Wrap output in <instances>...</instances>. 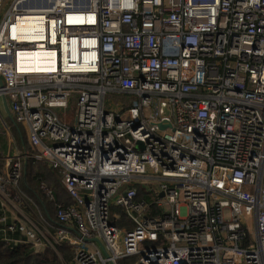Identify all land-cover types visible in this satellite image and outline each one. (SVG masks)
Instances as JSON below:
<instances>
[{"label": "built area", "instance_id": "built-area-1", "mask_svg": "<svg viewBox=\"0 0 264 264\" xmlns=\"http://www.w3.org/2000/svg\"><path fill=\"white\" fill-rule=\"evenodd\" d=\"M39 49L57 68L19 69ZM0 100L33 147L0 169L9 244L56 264H264V0H0ZM27 160L68 204L23 191Z\"/></svg>", "mask_w": 264, "mask_h": 264}, {"label": "trees", "instance_id": "trees-1", "mask_svg": "<svg viewBox=\"0 0 264 264\" xmlns=\"http://www.w3.org/2000/svg\"><path fill=\"white\" fill-rule=\"evenodd\" d=\"M15 126L13 125V128ZM15 130L18 134L20 132L18 126ZM28 141V140H27ZM22 139L23 149L25 151L31 150V146L28 142ZM37 163L33 160H27L23 163V171L21 178V186L23 191L34 197L38 202L44 203L46 197V189L49 187L54 188L57 193V202L68 204L69 199L64 194H59L62 190L59 186V178L57 174L53 175V181L49 179L50 169L44 171H38ZM52 175V174H51ZM45 182L46 187H42V183ZM45 205V204H44ZM3 213L2 206L0 205V215ZM3 225L0 224V264H56L57 256L51 249L37 252L31 244L18 243L9 244L3 238L2 233Z\"/></svg>", "mask_w": 264, "mask_h": 264}, {"label": "rangeland", "instance_id": "rangeland-1", "mask_svg": "<svg viewBox=\"0 0 264 264\" xmlns=\"http://www.w3.org/2000/svg\"><path fill=\"white\" fill-rule=\"evenodd\" d=\"M107 102L108 103H111V99L110 98H107ZM109 105H111V104H109ZM73 107H74V104L72 105V108ZM0 108L2 109V113H3L4 112V107H1V104H0ZM72 108L70 107L69 109H57V111L60 112V113L61 112L62 113H65L66 112V114L65 115H62V116L64 118H69V113H71V109ZM16 125L18 127H20V129H21L20 130L21 136H20V134H17L15 132V128H13V125L9 129V131H8V133H10L9 136L7 135V133H5V131L7 130V128L5 126L4 127L3 126L2 127L0 126V156H1V158H0V169H2V170L6 169L7 160H6V158H3L2 157L3 154L1 153V150L2 151L3 150H6L7 151V149H9V150L11 149L12 153L14 152V153H16V155H19V156H21L22 155V152H24L23 149L20 147V145H21V142H22L21 140L22 139L25 140V141H27V136L28 135H27V133H25L26 128L22 127V125H20V124L19 125L16 124ZM27 131H28V134H29V129L28 128H27ZM14 132H15V135H14ZM31 150L29 149L28 152H30ZM11 155H12L11 153H9L8 155L5 154V156H7V157L8 156H11ZM46 168L47 167H45V169ZM21 178H22V175H21ZM61 194H63V193H61ZM133 260H134V258H130L124 264H128L130 262L132 263Z\"/></svg>", "mask_w": 264, "mask_h": 264}, {"label": "bare ground", "instance_id": "bare-ground-1", "mask_svg": "<svg viewBox=\"0 0 264 264\" xmlns=\"http://www.w3.org/2000/svg\"><path fill=\"white\" fill-rule=\"evenodd\" d=\"M19 69L31 72H48L57 68L55 52H47L39 49L34 52H23L19 54Z\"/></svg>", "mask_w": 264, "mask_h": 264}, {"label": "crops", "instance_id": "crops-1", "mask_svg": "<svg viewBox=\"0 0 264 264\" xmlns=\"http://www.w3.org/2000/svg\"><path fill=\"white\" fill-rule=\"evenodd\" d=\"M0 103H2V100H0ZM76 103V101L75 100H73V104H75ZM2 107V106H1ZM71 108H72V106H70ZM69 107V108H70ZM68 108V109H69ZM76 107H73L72 109H71V113H69V115H72V114H74L75 112H76ZM0 112H1V114H2V118L4 119V121H5V123L6 124H4V123H2V121H1V118H0V126L2 127H4L5 125L7 126V130L5 131V133H7V135L9 136V134L10 133H8V131H9V129L12 127V125H14L15 127V130L17 129V125L14 123V115L11 113H9L8 112V110L5 108L4 109V112L2 113V109H0ZM66 114V112L65 113H63V115H65ZM71 117V116H70ZM70 119V118H69ZM22 127H24V128H26V131H25V133H27V135H28V131H27V126H24V125H22ZM19 128V127H18ZM19 130H21L20 128H19ZM16 132V131H15ZM15 132H14V135H15ZM18 134H20V136H21V133L19 132ZM22 138V137H21ZM27 140H28V144L31 146V144H30V141H29V138H28V136H27ZM22 141V140H21ZM23 146L24 145H22V142H21V145H20V147L23 149ZM33 147L31 146V149H32ZM23 151H25L24 149H23ZM12 151H11V149L9 150V149H7V151L6 150H1V153L3 154V158H5V154L6 155H8L9 153H11ZM0 158H1V156H0ZM37 170L38 171H41L42 172V170L44 171V169H45V167L42 169V168H39V163H37ZM48 168H46V170H47ZM50 169V168H49ZM49 174H50V177H49V179L51 180V181H53V175L55 174L51 169H50V172H49ZM52 174V175H51ZM60 182V180L58 181V183ZM59 186H60V188L62 189V190H60V192H59V194H61V193H63L64 195H65V197L67 198V199H70L69 198V196H68V193H66V191H65V188L63 187V185H62V183L60 182L59 183Z\"/></svg>", "mask_w": 264, "mask_h": 264}, {"label": "water", "instance_id": "water-1", "mask_svg": "<svg viewBox=\"0 0 264 264\" xmlns=\"http://www.w3.org/2000/svg\"><path fill=\"white\" fill-rule=\"evenodd\" d=\"M163 111H164L166 114L168 113V110H167V108H166L165 105H163ZM170 125H171L170 122H168V121H163V122H161V123L159 124V127H160L161 129H165L166 127H168V126H170ZM136 148H137L138 150H142V149H144V145H143V143H142L141 141L137 142Z\"/></svg>", "mask_w": 264, "mask_h": 264}]
</instances>
